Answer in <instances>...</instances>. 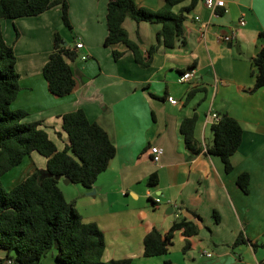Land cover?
I'll return each mask as SVG.
<instances>
[{"label":"crops","instance_id":"0c3cea01","mask_svg":"<svg viewBox=\"0 0 264 264\" xmlns=\"http://www.w3.org/2000/svg\"><path fill=\"white\" fill-rule=\"evenodd\" d=\"M67 1L72 31L62 21L60 5L36 16L1 21L4 39L14 47L19 74V91L10 108L25 110V121H41L59 149L66 136L60 116L71 110L82 109L90 122L108 133L116 152L93 186L63 182L64 189L59 187L82 220L102 230V259L131 258V264H259L264 247L254 249L250 241L264 243V87L254 92L247 88L254 83L252 57L264 46V0H224V7L214 10L197 0L175 47L159 44L147 66L137 63L122 44L116 45L124 51L116 60L112 48L104 45L108 0ZM135 2L152 10L164 5V0ZM73 4L76 12L71 10ZM188 4L183 1L172 10ZM240 18L244 25H239ZM123 27L146 58L161 25L126 18ZM230 32L235 33L231 41L219 38ZM55 33L64 44L73 46L75 40L83 44L71 62L77 85L60 97L48 91L42 75ZM82 54L87 58L82 59ZM187 70H193V76L183 82L180 77ZM192 88L204 92L184 102ZM168 95L178 103L170 104ZM194 112V136L204 145L212 142L211 125L216 121L212 114L227 112L240 123L242 138L230 157V172L218 156L192 154L185 148L179 125ZM154 145L163 149L157 162L150 158ZM17 166L19 174L6 179L9 188L35 169H44L46 159L32 152ZM9 171L2 178L11 175ZM242 172L250 177L246 193L236 183ZM152 173L157 181L150 186L147 178ZM172 204L179 206V217ZM176 218L198 228L189 238L190 249L182 251L184 238L176 231L166 254L145 257L144 235L152 227L165 232ZM240 232L247 241L232 247ZM54 255L55 250L47 264H56ZM9 259L0 248V264H8Z\"/></svg>","mask_w":264,"mask_h":264},{"label":"trees","instance_id":"16d2710c","mask_svg":"<svg viewBox=\"0 0 264 264\" xmlns=\"http://www.w3.org/2000/svg\"><path fill=\"white\" fill-rule=\"evenodd\" d=\"M183 1L186 0H164L162 7L152 10L138 6L135 0H108L104 45L112 48V56L116 60L124 53L116 45L122 44L132 51L137 63L147 66L151 53L159 44L173 48L183 35V23L197 0H188L187 6L174 12L172 8ZM55 5H60L62 21L72 31L67 0H0V248L8 252L13 264H40L51 249H55L56 264H131V258L102 259L105 248L102 230L96 223L82 220L73 202L65 199L58 186L59 180L55 178L58 174L69 178L71 183L91 188L116 152L106 130L100 124L90 122L80 108L65 112L60 117L61 130L66 136L64 146L59 149L41 121H25V110L10 108L19 91V74L15 68L14 47L6 43L1 21L36 16ZM126 18L161 25L157 42L148 49L146 58L138 44L128 37L123 27ZM17 37L19 32L16 29ZM63 42L59 33H55L53 48L42 68L47 89L56 97L71 93L77 85L71 62L78 57V49ZM251 61L254 83L247 91L254 92L264 87V46L258 49ZM198 92H204V88L190 89L184 102H189ZM196 121L197 114L194 112L180 122L179 133L185 148L192 154L203 151L218 156L224 170L230 172V157L238 149L242 138L240 123L227 112H222L211 125V144L204 145L194 136ZM32 152L46 159L45 168L35 169L25 179L5 189L2 176ZM46 173H51V176ZM249 179L247 172L240 173L236 178L238 187L244 193L248 191ZM156 181L155 173L147 178L150 186ZM214 216L215 221H219V216L215 213ZM176 231H180L184 238L182 251H188L191 247L189 238L197 234L198 228L185 218H176L165 232L152 227L144 235L143 255L154 257L166 254ZM246 241L240 232L232 247ZM250 244L254 249L264 247L263 242L250 241ZM259 264H264V258Z\"/></svg>","mask_w":264,"mask_h":264},{"label":"built area","instance_id":"2783aa9c","mask_svg":"<svg viewBox=\"0 0 264 264\" xmlns=\"http://www.w3.org/2000/svg\"><path fill=\"white\" fill-rule=\"evenodd\" d=\"M204 2L209 8H211L213 10L215 9V7H224V0H204ZM195 19L199 20V17L196 16ZM238 23H239V25H244L245 19L240 18ZM234 34H235L234 32H230L229 34H221L219 36V38L222 41H231ZM74 45L78 50L83 47L82 42L78 41V40L75 41ZM81 58L86 59L87 55L82 54ZM192 76H193V70H187V71L182 73L180 80L184 82V81L189 80ZM166 99L170 104H177L178 103V99L172 95H168ZM212 118H213V120H217L219 118V116H217L216 114H212ZM149 151H150L151 160L153 162L159 161L160 155L163 153V149L160 146L154 145V146L150 147ZM172 206L175 208V216L179 217V212H180L179 206L176 204H172ZM207 255H210V253H207ZM7 263L8 264L12 263V260L11 259L7 260Z\"/></svg>","mask_w":264,"mask_h":264},{"label":"rangeland","instance_id":"374dc122","mask_svg":"<svg viewBox=\"0 0 264 264\" xmlns=\"http://www.w3.org/2000/svg\"><path fill=\"white\" fill-rule=\"evenodd\" d=\"M72 10V12H76V10H75V7H74V4H73V8L71 9ZM67 28V27H66ZM68 29V28H67ZM76 41V40H75ZM68 43V45H70L71 43L70 42H67ZM74 44H75V42H74ZM78 60V59H77ZM20 170H21V167L19 166H15V167H13L12 169H10V171L12 172V173H9V174H11V175H8L6 178H2L1 180H2V184H3V186H4V188L5 189H9V184H8V182L6 181V179L7 180H9V178L12 176V174H19V172H20ZM9 171V172H10ZM5 174H8L7 172L5 173ZM73 184H75V183H73ZM76 185V184H75ZM59 187H61V188H63L64 189V186H63V181L62 180H59V185H58ZM67 198H68V196H67ZM213 220L215 221L216 220V217L213 215ZM55 249H51V250H49L48 252H47V254L41 259V261H40V264H47L48 263V260H50V257H51V253L54 251ZM178 251V250H177ZM178 253V252H177Z\"/></svg>","mask_w":264,"mask_h":264},{"label":"water","instance_id":"95a60500","mask_svg":"<svg viewBox=\"0 0 264 264\" xmlns=\"http://www.w3.org/2000/svg\"><path fill=\"white\" fill-rule=\"evenodd\" d=\"M64 44V43H63ZM232 44H234L233 42H231L230 43V45H232ZM48 176H51V173H46ZM55 178L57 179V180H59L60 178H61V176L60 175H55ZM63 182L64 183H69L70 182V179L69 178H66V177H63Z\"/></svg>","mask_w":264,"mask_h":264}]
</instances>
